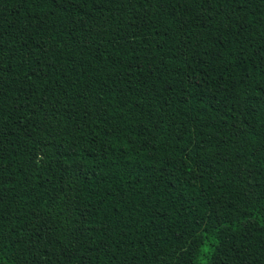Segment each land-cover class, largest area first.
Returning <instances> with one entry per match:
<instances>
[{
	"label": "trees",
	"instance_id": "16d2710c",
	"mask_svg": "<svg viewBox=\"0 0 264 264\" xmlns=\"http://www.w3.org/2000/svg\"><path fill=\"white\" fill-rule=\"evenodd\" d=\"M0 264H264V0H0Z\"/></svg>",
	"mask_w": 264,
	"mask_h": 264
}]
</instances>
